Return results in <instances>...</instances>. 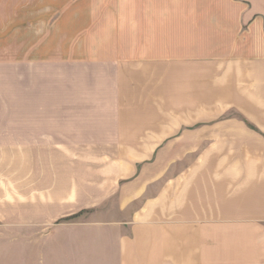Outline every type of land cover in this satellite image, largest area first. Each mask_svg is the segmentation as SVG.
<instances>
[{"label": "crops", "instance_id": "1", "mask_svg": "<svg viewBox=\"0 0 264 264\" xmlns=\"http://www.w3.org/2000/svg\"><path fill=\"white\" fill-rule=\"evenodd\" d=\"M117 30V43L71 59L69 85L86 87L71 109L91 115L56 121L62 155L101 164L96 178L82 170L80 199L77 168L55 173L61 215L92 211L58 225L52 246L46 60L0 62V264L15 240L23 264H264V0H139ZM159 108L171 117L114 114ZM81 141L140 145L111 163L79 154Z\"/></svg>", "mask_w": 264, "mask_h": 264}, {"label": "rangeland", "instance_id": "2", "mask_svg": "<svg viewBox=\"0 0 264 264\" xmlns=\"http://www.w3.org/2000/svg\"><path fill=\"white\" fill-rule=\"evenodd\" d=\"M139 0H0V62L22 59H45V103H46V168H47V247L53 245L49 233L58 225L69 222H79L83 215L92 209L82 208L70 215H61L66 211L57 205L61 199V190L55 187V173L63 172L62 168L75 166L78 171L79 199L85 196V178L81 174L84 168L94 167L95 178L99 174L96 168L101 160L86 159L85 156L70 159L62 155L63 137L58 133L61 126H55L56 121L66 124L71 120L74 124L82 123L89 118L85 110L76 111L72 102L86 101L85 80L74 87L71 71L74 69L71 59H77L87 52L106 49L112 43H117L119 35L118 11L135 10V2ZM20 65V64H18ZM16 67V66H14ZM77 85V84H75ZM15 103L21 101V96L15 93ZM77 106L80 104H76ZM148 105V104H147ZM146 105V106H147ZM165 106V105H161ZM167 112V111H166ZM165 110L139 109L135 111H118L114 113L137 121H149L150 118L165 119L171 117ZM171 112V111H170ZM106 113V112H105ZM113 114V115H114ZM116 114V115H117ZM180 118V112H173ZM112 115V116H113ZM111 116V117H112ZM84 132L83 127H77ZM58 133V134H57ZM79 135V139H84ZM54 141L57 144H53ZM136 143H87L78 142L79 154L85 151L100 152L110 155L111 163L114 156L121 151L135 148ZM121 152V153H122ZM113 157V158H112ZM147 159L146 162H149ZM85 170V169H84ZM84 173V171H83ZM82 186V187H81ZM94 199H99V187H93ZM95 209V208H93ZM63 216V217H61ZM14 261L12 264H23L19 241L14 242Z\"/></svg>", "mask_w": 264, "mask_h": 264}]
</instances>
